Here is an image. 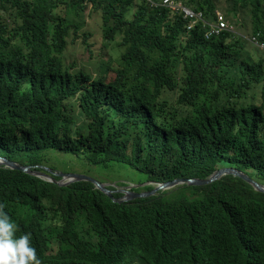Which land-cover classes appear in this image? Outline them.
<instances>
[{"label": "trees", "instance_id": "obj_1", "mask_svg": "<svg viewBox=\"0 0 264 264\" xmlns=\"http://www.w3.org/2000/svg\"><path fill=\"white\" fill-rule=\"evenodd\" d=\"M85 1L0 0V13L15 7L9 14L25 18L9 29L0 14V156L35 165L55 152L83 172L126 168L154 183L229 166L264 184V52L247 54L252 46L232 31L205 40L196 29L182 40L183 20L165 8L127 19L130 0H91L103 41L121 51L101 62L90 49L97 65L77 71L64 55L80 28L70 13ZM228 1L231 15L250 13L251 33L264 41V0ZM46 14L61 24L48 39ZM178 80L185 84H162ZM0 203L17 236L62 244V262L264 264V192L232 174L117 202L90 181L59 185L0 166Z\"/></svg>", "mask_w": 264, "mask_h": 264}, {"label": "clouds", "instance_id": "obj_2", "mask_svg": "<svg viewBox=\"0 0 264 264\" xmlns=\"http://www.w3.org/2000/svg\"><path fill=\"white\" fill-rule=\"evenodd\" d=\"M215 2H216V0H215ZM222 2L224 3L222 5V7L227 8V10L222 9V8H218L219 5L216 2L215 9L213 10V12L209 13L206 10H203L200 8L196 9V8L191 7V6L187 5L183 0H172L169 3H166L165 0H130V9L124 15H126L127 19H131L133 17V15H137L140 10L145 14H149L155 8H165V9H168L169 15H171L170 17L173 18L175 15H177V16H180L181 19L183 20V25H182V29H181V33H180V37L182 40H187V39L191 38L196 29H199V31H201L203 38L205 40H210V39H212V37H215L218 35H211L210 37H205L204 33L206 30H208V28H207V26H205L203 24L204 23L203 20L211 22L217 18L218 14H222L224 16L225 21L227 22L228 26L232 27L231 30H224V31H232V32L236 33L238 36H241L242 38L247 40V42L250 43L251 46L257 47L258 49H260L261 51L264 52V41L259 39L258 33H256V34L251 33L250 13L248 11H245V12L238 11L236 14L231 15L230 14V5L232 3L229 2L228 0H222ZM85 4H87V6L84 9H88L87 20H85V16H82L80 20H76L71 16L72 13H70V16L74 22L69 23V24L72 25L76 21H78L80 23L79 24L80 28L77 30V33L81 32L85 25H88L89 14L92 13V10H91L92 2H91V0L85 1ZM14 8H11L10 10H8L6 12L0 13L2 16V20L8 25L9 29L12 28L13 25L18 23V22L24 23V20H25V18H21L19 16H14V15L9 14L12 12V10ZM186 11H188L192 15L186 14ZM245 14L247 16L248 22L250 23V28L249 27L244 28L245 25L243 23L242 18ZM56 17L57 16L55 14H46L45 15L46 39L55 37L61 28V24L58 23V21L56 20ZM92 18H94L96 26L99 25L101 27L103 20H102V12L100 9L93 11ZM230 19L234 22L235 26L233 23L230 22ZM82 21H85V25H82ZM236 23L240 24L239 31L236 30ZM75 33L76 32H74L73 35L70 36L69 40L71 39L72 36L74 37ZM100 35H101V41L104 42V46H107L105 44H109L112 42L111 40H104L103 41V38H102L103 34L101 32V29H100ZM119 39H120V37H119ZM82 43H83V39H82ZM69 45H70V43L68 44V46ZM114 47H116V46L114 45ZM65 54L66 55H64V56L67 58L68 57V51H66ZM111 58L114 59V57L111 55L105 61H109ZM65 61H66V63L73 65L72 69H74V70L79 71V70L87 69L83 65H81V66L77 65L73 61H71V63L67 59H65ZM101 62H102V60H101ZM95 65H97V64L95 63L94 66ZM116 67H118V65L116 64V62H114V64H112L110 70L114 69ZM114 77H115V74L113 72V77H111V78H114ZM162 84L167 88H173V87H177L181 84H185V83L180 82L178 80V82H171V83L162 82ZM0 157H3V156H0ZM4 158H6V157H4ZM6 159H8V158H6ZM8 160L13 161L10 159H8ZM13 162H16V161H13ZM16 163H18V162H16ZM18 164L21 166L29 165L32 170L48 175V176H46V175H34V176H38L42 179L55 182L59 185H65V184L59 183L60 181H65V180H62V176L58 175L57 173L74 172V173L86 174L88 176H91V175H89V174H87L81 170L80 171L79 170H73L72 171V170L68 169V170H64L63 172L57 171L56 169H52L51 167H49L50 165H48V166L44 165V164H46L45 160L43 161V164H35V165L20 164V163H18ZM0 166H5V165H0ZM5 167H8V166H5ZM223 167H225V166H223ZM46 168L51 170V172H49ZM103 170H105V169H103ZM53 176H58V178L56 179ZM91 177L97 179L94 176H91ZM179 178H181V177H179ZM190 178H192V177H190ZM97 180L100 181L99 179H97ZM75 181H80V180H75ZM85 181H87V180H85ZM71 182H74V181H71ZM100 182L104 183L108 189L114 190L112 192V197H109L106 193L105 194L109 198H111L113 201H117V202L126 201V200L119 201V199H121L123 196H125L124 192H122L121 190H127V191L139 193V192H143V191H149L152 188H154L156 185H158L159 183H163V182L154 183L152 181H146L144 186H146L148 184V185H152V188L151 189H145L144 186L142 185V187L145 189V190H142V189H140V187H137L134 184H131L130 188H114L113 186L106 184L104 181H100ZM164 182H166V181H164ZM68 183H70V182H68ZM68 183H66V184H68ZM92 184L94 185V183H92ZM184 184H186V183H184ZM177 185H181V184H177ZM172 187H174V186H172ZM169 188H171V187H169ZM169 188H165V189H169ZM97 189H99V188H97ZM165 189H160V190H165ZM160 190H158L157 192H159ZM157 192H155L154 194H156ZM114 193H119L120 195L117 197H114ZM151 195H153V194H151ZM148 196H150V195H148ZM142 197H146V196H142ZM134 198H138V197H134ZM134 198H131V199H134ZM131 199H128V200H131ZM4 209H5V205L0 203V264H50V263L73 264L70 261L62 262L63 261L62 255L60 253H58V251H57V249L62 244H53V241H52L46 245L35 246L34 243L31 242V240H32L31 233H24L22 235L17 236L16 235V233L18 231L17 222H14L12 220V218L7 214V212H5ZM129 264H158V263H156L153 260H147L146 262H143V263H135V262H132L130 260Z\"/></svg>", "mask_w": 264, "mask_h": 264}, {"label": "rangeland", "instance_id": "obj_3", "mask_svg": "<svg viewBox=\"0 0 264 264\" xmlns=\"http://www.w3.org/2000/svg\"><path fill=\"white\" fill-rule=\"evenodd\" d=\"M218 3V8H222L227 10V8L222 7L224 4L222 0H216ZM88 15V9H84L78 14H75L72 12L71 16L76 19L80 20L82 16H85V20H87ZM171 16V15H169ZM230 22L234 24V22L230 19ZM235 26V24H234ZM247 25L244 26V28ZM240 24L236 23V30L239 31ZM250 28V26H248ZM86 36L87 42L89 43V48H85L84 44L82 43L83 37ZM250 44V43H249ZM107 46H104V42L101 41V35H100V26H96L94 18H88V25H85L81 32L78 33L77 39L74 43L70 45V49L68 51V57L66 58L70 63L71 61L75 62L77 65L81 66L83 65L87 69H91L94 67V62L92 60V51L98 55L99 59L102 61L107 60L108 57L111 55L116 58L118 55L117 46L115 44V41H112L109 44H105ZM114 45L116 47H114ZM251 45V44H250ZM92 51H91V50ZM118 49L121 51V48L118 47ZM255 51V47L252 46L249 48V51L246 53H251ZM100 62V61H99ZM108 76H106L108 79L113 77V71H108ZM74 111L77 110L74 108ZM70 156L63 155L60 153L50 152L47 154V158L44 159L46 161V164L44 165H50L52 169H56L57 171H64L71 169L72 171L74 169L82 170L80 165L76 162L75 158L72 157V159H69ZM90 167V166H88ZM116 168V167H115ZM83 171V170H82ZM128 171V172H127ZM87 174L96 177L100 181H104L106 184H109L110 186H113L114 188H130L131 184H134L137 187H140V189L145 190L142 185L146 183L145 181H139L137 179L132 178L128 173L129 169L123 168L121 171L117 170H99V169H91L90 171H84ZM148 185V184H147Z\"/></svg>", "mask_w": 264, "mask_h": 264}, {"label": "water", "instance_id": "obj_4", "mask_svg": "<svg viewBox=\"0 0 264 264\" xmlns=\"http://www.w3.org/2000/svg\"><path fill=\"white\" fill-rule=\"evenodd\" d=\"M0 165H5V166H8V167L13 168V169H18V170L24 171V172L32 174V175H46L44 173H39L38 171L32 170L29 165L21 166L18 163L13 162V161H9L8 159H6L4 157H0ZM46 169L49 172H51V170H49L48 168H46ZM57 174L62 176V180H65V181H60L59 182L60 184H66L68 182L75 181V180H87V181H91L92 183H94V185L97 188H99L101 191L106 193L109 197H112V192L114 190L108 189L104 183L98 181L97 179H95L91 176H88L86 174L74 173V172L57 173ZM225 174H232L234 176L240 177L241 179H243L247 183L251 184L255 190L260 191V192H264V184L257 182L256 180H254L253 178L248 176L246 173H244L243 171H241L235 167L225 166V167H220V168L216 169L211 175H209L206 178H198V177L175 178V179L163 182V183H159L158 185H156L154 188H152L149 191H143V192H139V193L127 191V190H121L122 192H124L125 196H123L121 199H119V201L128 200V199H131L134 197L148 196V195L154 194L155 192H157L160 189L169 188V187L175 186L177 184H184V183L189 184V185L208 184V183L220 178L222 175H225ZM46 176H48V175H46Z\"/></svg>", "mask_w": 264, "mask_h": 264}, {"label": "built area", "instance_id": "obj_5", "mask_svg": "<svg viewBox=\"0 0 264 264\" xmlns=\"http://www.w3.org/2000/svg\"><path fill=\"white\" fill-rule=\"evenodd\" d=\"M172 0H165L166 3L171 2ZM186 14L192 15L188 11ZM204 21V25L207 26L208 30L205 31V37H210L211 35H219L224 30H231L232 27H229L225 18L222 14H218L217 18L214 21Z\"/></svg>", "mask_w": 264, "mask_h": 264}]
</instances>
